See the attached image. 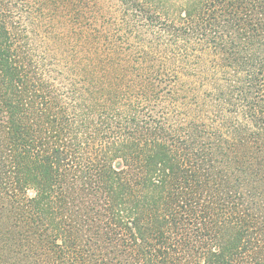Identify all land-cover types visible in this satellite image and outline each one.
Wrapping results in <instances>:
<instances>
[{
    "label": "trees",
    "instance_id": "obj_1",
    "mask_svg": "<svg viewBox=\"0 0 264 264\" xmlns=\"http://www.w3.org/2000/svg\"><path fill=\"white\" fill-rule=\"evenodd\" d=\"M0 264H264V0H0Z\"/></svg>",
    "mask_w": 264,
    "mask_h": 264
}]
</instances>
